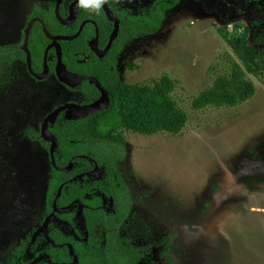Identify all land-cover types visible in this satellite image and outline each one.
I'll list each match as a JSON object with an SVG mask.
<instances>
[{"label":"rangeland","instance_id":"374dc122","mask_svg":"<svg viewBox=\"0 0 264 264\" xmlns=\"http://www.w3.org/2000/svg\"><path fill=\"white\" fill-rule=\"evenodd\" d=\"M50 1L0 0V45L17 42L33 6ZM152 1L114 4L136 12ZM245 29L264 49V0H177L159 30L119 54L122 81L151 85L169 76L171 96L187 114L178 134L124 133L121 168L136 200L122 237L152 244L137 264H264V72L247 74L255 93L236 106L192 107L236 60L226 36ZM73 87L57 75L34 78L20 65L0 77V264L49 219V155L24 128L41 131L53 108L79 101Z\"/></svg>","mask_w":264,"mask_h":264},{"label":"trees","instance_id":"16d2710c","mask_svg":"<svg viewBox=\"0 0 264 264\" xmlns=\"http://www.w3.org/2000/svg\"><path fill=\"white\" fill-rule=\"evenodd\" d=\"M107 2L119 19V31L107 55L98 59L99 67H103L104 71L93 74L98 76L103 85L107 83L105 86L109 92L108 104L102 110L76 119L65 118L61 112L48 125V129L57 140L54 165L49 164V201H53L58 187L62 184L61 193L56 199L58 207L66 206L76 199L92 206L93 208L84 209L88 237L85 241L79 240L72 234L62 231L56 222L48 224V234L55 243H71L79 264H136L143 256V251L148 252L152 244L146 247L134 246L127 243L121 235V228L131 216L133 207V199L120 171L121 161L125 159L127 152L124 133L132 131L142 135L157 132L178 134L187 122V114L171 96L174 81L169 76L163 75L151 85L129 84L122 81L116 67L113 65L111 68L108 63L112 62L123 46L133 38L150 35L159 30L167 11L177 0H154L147 9L137 12L115 7L113 0ZM32 16H40L51 34L64 35L75 34L82 20L87 18L94 20L95 23L86 22L74 39L60 40L62 61L66 67L71 71L92 74L89 71L92 67L91 60L84 61L85 55L90 52L88 41L95 35L96 26L100 38L107 41L113 26L101 6L98 10H83L72 25L61 24L55 17L52 6L41 12L33 11ZM262 40L259 35L253 38L254 44ZM23 41L24 34L18 43L0 45V77L9 73L14 65H20L25 71L28 70L27 51L21 48ZM226 41L236 60L230 62L227 74L219 75L212 86L193 99L192 107L195 109L208 105L236 106L255 93V84L247 74L259 77L264 72V49L250 43L247 29L242 34L226 36ZM49 42L50 39L42 30V24L35 21L26 40L31 69L35 73L43 69L44 50ZM55 62L56 55L52 47L47 60L52 74ZM76 91H80L86 97L83 103L92 102L91 100H96L100 95L96 86L88 80H82ZM26 132L49 149L50 142L41 137L38 129L28 127ZM87 157L94 158L104 167L103 175L92 181H87L86 177L74 179L81 171L92 167ZM70 163H73L71 169H62L69 167ZM91 185L95 186L92 190L89 188ZM96 191L114 198V210L100 207L101 197ZM87 192H91L92 196L85 198L84 194ZM72 215L73 212L70 210L57 214L58 217L73 224ZM30 239V235L22 239L8 253L5 263L26 264L28 262L26 248L30 244ZM44 239L42 234L37 237L30 247L33 253L36 242ZM162 245L164 253H167V243ZM44 246L43 252L45 251L55 263L64 264L73 260L67 245L56 247L46 243Z\"/></svg>","mask_w":264,"mask_h":264},{"label":"flooded vegetation","instance_id":"af4514ba","mask_svg":"<svg viewBox=\"0 0 264 264\" xmlns=\"http://www.w3.org/2000/svg\"><path fill=\"white\" fill-rule=\"evenodd\" d=\"M106 2H107V0H105ZM114 1L115 0H113V5L115 6V7H117V8H122V9H127V10H129V11H131V12H135V11H132L131 9H128V8H125V7H123V6H117V5H115L114 4ZM154 1V0H153ZM152 1V2H153ZM52 2H54L53 3V5H52ZM56 2H57V0H51L50 2H49V4L47 5V6H43V5H35V6H33V8L30 10V12H29V14L27 15V20H28V22H27V24H26V27L24 28V31L21 33V35H20V39L17 41V42H12V43H18L20 40H21V36H22V34H24V41L22 42V45H21V48H23L24 50H25V48H26V40H27V38H28V35H29V32H30V30H31V28H32V26H33V24H34V22L35 21H39L41 24H42V30H43V24H44V21L42 20V18L40 17V16H32L31 17V14L33 13V11H39V12H41V11H43V10H46V9H48V8H50L51 6H52V8H53V12H54V14H55V4H56ZM151 2V3H152ZM107 5H108V7L110 8V10L113 12V14L116 16V14L114 13V11H113V9L111 8V6H110V4L107 2ZM84 7V8H83ZM101 7H102V9H103V6H102V4H101ZM148 8V7H147ZM147 8H145V9H147ZM71 9H72V11H74V13H75V18H74V20L71 22V23H69V24H64V25H72L73 23H75L76 21H77V18H78V16H79V14L83 11V10H85V11H93V6L91 5V4H81L80 3V0H70L67 4H65V0H61V2H60V4H59V7H58V12H59V15L62 17V18H67V17H69V15H70V11H71ZM83 9V10H82ZM171 9V8H170ZM169 9V10H170ZM104 10V9H103ZM168 10V11H169ZM62 11V12H61ZM104 12H105V10H104ZM137 12V11H136ZM105 14H106V12H105ZM167 15V14H166ZM106 16H107V14H106ZM55 17H56V14H55ZM117 17V16H116ZM57 18V17H56ZM107 18L112 22V24H113V26H112V30H111V32H110V34H109V36H108V39H107V41H105V40H103L102 38H100V36H99V29H98V27L96 26L95 27V35L88 41V45H89V48H90V52L88 53V54H86L85 55V59H84V61H86V60H91V62H92V67L89 69V71H91L92 72V74H84V75H91V76H93V77H95L96 79H98L99 80V78H98V76H96L95 74H93V73H97V72H101V71H104V69H103V67H99L100 66V61L98 60V59H102V58H104L106 55H107V53H108V51H109V49H110V47H111V45H112V42L114 41V39L117 37V34H118V31H119V28H118V31H117V34H116V37L111 41V43L109 44V39H110V35L112 34V31H113V29H114V21L113 20H111L108 16H107ZM118 18V17H117ZM33 20V22H32V24L30 25V28H29V31H28V34L27 35H25V32H26V29L28 28V25H29V23H31V21ZM58 20V19H57ZM59 21V20H58ZM88 21H92L93 23H95V21L94 20H92V19H89V18H87V19H84V20H82L81 21V23L79 24V28H80V26H82V28H81V30L83 29V27H84V25H85V23L86 22H88ZM118 21H119V19H118ZM60 22V21H59ZM61 23V22H60ZM61 24H63V23H61ZM45 25V24H44ZM46 26V25H45ZM79 28H78V30H79ZM77 30V31H78ZM81 30H80V32H81ZM49 31V30H48ZM44 32V31H43ZM79 32V33H80ZM53 35H64V34H53ZM73 35V34H72ZM27 36V38L25 39V37ZM77 37V36H76ZM137 38V37H136ZM74 39V38H73ZM133 39H135V38H133ZM132 39V40H133ZM61 40H63V39H61ZM65 40H69V39H65ZM71 40V39H70ZM131 40V41H132ZM50 42H51V40H50ZM49 42V43H50ZM58 42H59V44H60V40H58ZM95 42V46H96V50H94V48L92 47V45L91 44H93ZM130 42V41H129ZM48 43V44H49ZM128 43V42H127ZM126 43V44H127ZM47 44V45H48ZM109 44V45H108ZM125 44V45H126ZM1 45H3V44H1ZM124 45V46H125ZM124 46H123V48H124ZM47 47V46H46ZM60 47H61V45H60ZM52 48V47H51ZM53 48H54V51H55V55H56V50H55V47L53 46ZM123 48H122V50H123ZM49 50H50V48L48 49V51H47V58H46V62H47V60H48V52H49ZM121 50V51H122ZM26 51V50H25ZM45 51V50H44ZM121 51H120V53H121ZM62 52V51H61ZM101 53V54H99V53ZM119 53V54H120ZM119 54L117 55V56H115V58H114V60L112 61V62H110V63H108V65L112 68L113 67V65L116 67V70L118 71V73H119V69H118V57H119ZM56 60H57V56H56ZM26 64H27V61H26ZM55 65H56V62H55ZM55 65H54V73L52 74L51 72H50V69H49V67H48V73H47V76H48V74H51V75H56V73H55ZM47 66H48V64H47ZM66 66V65H65ZM30 67H31V65H30ZM67 68V67H66ZM27 73L30 75V76H32V77H34V78H37V77H35L34 76V74L32 73V72H30V70H29V68H28V65H27ZM68 69V68H67ZM32 70V69H31ZM69 70V69H68ZM33 71V70H32ZM42 71H43V69H42ZM41 71V72H42ZM71 71V70H70ZM72 72H76V71H72ZM35 73V72H34ZM40 73V72H39ZM77 73H81V72H77ZM81 74H83V73H81ZM44 78V77H43ZM119 78H120V74H119ZM86 80V79H85ZM89 81V80H88ZM82 82V81H81ZM81 82L78 84V85H76V86H74L71 90H73V91H75V92H77L78 93V95L80 96V100L79 101H68V102H74V103H79V104H88V103H83V101L84 100H86V97L80 92V91H76V88L81 84ZM90 82V81H89ZM99 82H100V84L104 87V89H106V91H107V95H108V97H109V92H108V88L106 87L107 85V83L105 84V85H103L102 83H101V81L99 80ZM94 84V83H93ZM95 85V84H94ZM66 88H68V89H70L71 87H68V86H66V85H64ZM96 86V85H95ZM97 89H98V87H96ZM99 90V89H98ZM99 92H100V90H99ZM100 94H101V92H100ZM89 97H92V96H90L89 95ZM99 97H100V95H99ZM98 97V98H99ZM97 98V99H98ZM92 102L94 101V100H91ZM67 103V102H66ZM89 103H91V102H89ZM56 108V107H55ZM54 109V108H53ZM52 109V110H53ZM51 110V111H52ZM50 111V112H51ZM61 112H63V115H64V117H65V110H62V111H60L59 113H61ZM49 113V112H48ZM47 113V114H48ZM58 113V114H59ZM47 114L45 115V117L47 116ZM44 117V118H45ZM66 118V117H65ZM44 120V119H43ZM43 123V122H42ZM51 122H48L47 123V126L50 124ZM28 127H32V126H26L25 128H24V134L26 135V136H28L29 138H31L28 134H27V132H26V128H28ZM33 128V127H32ZM35 129V128H34ZM39 131H40V129H38ZM31 139H33V138H31ZM34 140V139H33ZM39 142V141H38ZM40 143V142H39ZM41 144V143H40ZM42 145V144H41ZM43 146V145H42ZM44 147V146H43ZM45 148V147H44ZM49 148H50V146H49ZM46 149V148H45ZM47 150V149H46ZM56 151V150H55ZM54 151V152H55ZM47 152H48V155H49V164H52L51 163V158H50V154H49V149L47 150ZM54 152H53V155H54ZM87 159H88V161L92 164V167L90 168V169H87V170H83V171H81L80 173H79V175H77L76 177H74V179H82V178H84V177H86L85 179L87 180V181H92V180H96V179H99L102 175H103V173H104V167L103 166H100L97 162H96V160L94 159V158H92V157H87ZM123 161V160H122ZM122 161H121V163H122ZM69 166V169H71V167L73 166V163H70V165H68ZM83 167H85V164L83 165ZM68 169V170H69ZM120 171H121V176H122V179H123V182H124V184L126 185V187L129 189V191H130V195H131V197H132V199H133V206H134V204H135V200H136V196L133 194V192L131 191V189L129 188V186H128V184H127V182H126V179H125V176H124V172H123V170H122V168H120ZM61 187H62V184L58 187V190H57V193H56V195H55V198L53 199V201L51 202V207L49 208V210H48V214H47V216L46 217H49V219L45 222V221H43V223L41 224V229H35V230H32L31 232H28L23 238H21L20 240H19V242H18V244L20 243V241L22 240V239H24L27 235H30V237H31V239H30V244L27 246V248H26V252H27V259H28V262L26 263V264H60V263H55V262H53V261H51V259H50V257H49V255L44 251L43 252V250H44V245L46 244V243H51L53 246H56V247H61V246H63V245H67V247H68V250H69V253H70V255H72L73 256V260L71 261V262H69V263H64V264H79V260H78V258H77V256L75 255V253H74V250H73V246H72V244L71 243H69V242H65V243H62V244H60V243H55L53 240H52V238L49 236V234H48V224L50 223V222H56V223H58L59 224V228L62 230V231H64L65 233H69V234H72L75 238H77V239H79V240H83V241H85L86 239H87V237H88V230H87V227H86V220H85V217H84V209H87V208H93L92 206H90V205H88L86 202H84V201H81V200H79V199H76V200H74L72 203H70V204H68V205H66V206H63V207H58L57 206V203H56V199L59 197V195H60V193H61ZM91 190L93 189V188H95V186L94 185H91L90 187H89ZM96 194L98 195V196H100L101 197V205H100V207L101 208H103V209H106V210H114V198L111 196V195H104L102 192H100V191H96ZM92 196V193L91 192H87V193H85L84 194V197L85 198H89V197H91ZM49 199V198H48ZM54 203H55V205H56V210H54ZM68 210H70V211H72L73 212V215H72V222H73V224H71L69 221H67V220H65V219H62V218H60V217H58L57 216V214L58 213H62V212H64V211H68ZM132 210H133V207H132ZM132 210H131V213H132ZM78 216H79V218H80V220H81V223H82V227H79L78 226ZM130 219V216L128 217V219L125 221V225H126V222L128 221ZM123 228L124 227H122L121 228V235H122V230H123ZM40 234H42L43 235V237L45 238L44 240H45V242H44V240H39L38 242H36V244H35V246H34V253L32 252V250L30 249V247H31V245L35 242V240L37 239V237L40 235ZM18 244H16V245H18ZM15 245V246H16ZM14 246V247H15ZM13 247V248H14ZM143 247H146V246H143ZM12 248V249H13ZM11 249V250H12ZM10 250V251H11ZM9 251V252H10ZM150 251V250H149ZM149 251L147 252V251H143V256L141 257V259L139 260V261H141V260H143L144 259V257H145V255H147L148 253H149ZM162 251H163V249H162ZM7 255L8 254H6V256H5V258L7 257ZM4 258V259H5ZM139 261L137 262V263H139ZM136 263V264H137ZM6 264V263H5Z\"/></svg>","mask_w":264,"mask_h":264},{"label":"water","instance_id":"95a60500","mask_svg":"<svg viewBox=\"0 0 264 264\" xmlns=\"http://www.w3.org/2000/svg\"><path fill=\"white\" fill-rule=\"evenodd\" d=\"M60 2H61V0H57V2L55 4L56 17L61 23L69 24V23H71L74 20L75 13L71 9L69 17L62 18L59 15V12H58V7H59ZM102 6H103V9L105 10L107 16L111 20L114 21V29H113L112 34L110 35V39H109V44H110L111 41L116 37L117 31H118V28H119V21H118V18L110 10V8L108 7L107 2L105 0H104V3H102ZM32 22H33V20L31 21V23H29L28 28L26 29L25 35L28 34V31H29V28H30V25L32 24ZM81 28H82V26H80L79 30L73 35H53V34H51L48 31L47 27L43 24V31H44L45 35L51 40V42L45 48L44 56H43V71L40 72V73H34L31 70L29 53H28L27 48H25V50L27 51V65H28V68H29L30 72H32L34 74L35 77L43 78V77H45L47 75V73H48V66H47V62H46L47 51H48L49 48L54 46L55 50H56V56H57L56 65H55V73H56L57 77L62 82L67 83L70 86H76L82 80L86 79V80H89L91 83H94L96 85V87H98V89L101 92L100 97L98 99L94 100L91 103L79 104V103H74V102H67V103L61 104V105L57 106L56 108H54L44 118L43 123L41 125L40 133H41V137L44 140H47V141L50 142L49 154H50V158H51V163L53 165H54L53 152L57 148V140H56V137L53 135V133L48 129L47 123L48 122H52L55 119L56 115L62 110H66L67 109V113L65 114L66 118H68V119H76V118H79L81 116L88 115V114H90L92 112H95V111H98V110H102L108 104L107 91L100 84L98 79H96L95 77H93L91 75H84V74H81V73L72 72V71H70V70H68L66 68L65 64L62 61V52H61V47H60V44H59L58 40H61V39H63V40L69 39L70 40V39L75 38L79 34ZM26 38H27V36L25 37V39ZM91 45L94 48V50H96L95 42L93 44H91ZM99 54H101V53H99ZM62 169L63 170H68L69 167L62 168ZM54 210H56L55 203H54ZM47 218H49V217H47Z\"/></svg>","mask_w":264,"mask_h":264},{"label":"clouds","instance_id":"9594fccd","mask_svg":"<svg viewBox=\"0 0 264 264\" xmlns=\"http://www.w3.org/2000/svg\"><path fill=\"white\" fill-rule=\"evenodd\" d=\"M81 4H91L94 9L98 10L104 0H80Z\"/></svg>","mask_w":264,"mask_h":264}]
</instances>
